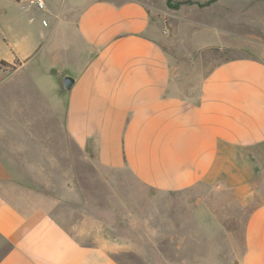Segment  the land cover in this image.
Masks as SVG:
<instances>
[{"label":"crops","instance_id":"crops-1","mask_svg":"<svg viewBox=\"0 0 264 264\" xmlns=\"http://www.w3.org/2000/svg\"><path fill=\"white\" fill-rule=\"evenodd\" d=\"M163 1L166 8L156 0L49 4L44 54L34 18L13 20L0 71L31 65L39 70L31 87L52 83L60 99L45 101L33 117L4 114L11 126L0 128V264H122L109 245L82 241L63 222L64 201L82 200L70 179L74 152L112 184L116 171H128L162 193L203 184L219 190L234 178L263 193L264 47L198 64L212 49L226 52L227 39L248 38L238 24L264 18V0H190L178 8ZM195 6L208 12L203 20L189 16ZM200 34L213 39L187 43ZM66 76L74 79L70 89ZM194 216L191 232H244L240 255L224 264H264V202L239 223L210 206Z\"/></svg>","mask_w":264,"mask_h":264},{"label":"rangeland","instance_id":"rangeland-1","mask_svg":"<svg viewBox=\"0 0 264 264\" xmlns=\"http://www.w3.org/2000/svg\"><path fill=\"white\" fill-rule=\"evenodd\" d=\"M74 1L82 0H63L64 10ZM61 2L62 0H51L50 4L46 0L47 7L50 4L58 8ZM156 2L157 6L166 8L163 0ZM173 2L176 3L177 0ZM21 6L18 0H0V53L7 52L12 47L13 39L8 32L13 26V20L18 15H25L26 18H34L33 25L39 35L38 45H42L39 53L44 54L45 36L49 30L46 24L49 23L50 16L47 11L37 7L28 8L25 12ZM195 7L189 16L203 20L208 12ZM229 10L231 19L236 20L239 9L235 2ZM259 18L257 17L256 24H238L237 31L248 38L227 39L226 52L222 50L215 56L216 50L212 49V55L199 57L198 65H207L210 60L214 64L216 59L255 55V48L264 47V18ZM229 26L234 27L233 24ZM207 37L208 35L201 34L190 35L186 41L195 44L213 39L210 36L206 39ZM204 58L206 62L203 63ZM37 71L39 72L31 65L7 76L0 71V128L11 126L4 116L6 112H18L29 118L41 111L39 106L42 107L45 101H54L56 97L60 99L58 89L52 83L40 91L31 87L29 80L37 76ZM43 71L42 76L46 74ZM52 74L53 77L56 76V73ZM61 98L63 99V94ZM71 161L70 179H74L82 200L73 195V199L64 201L63 222L73 230L78 239L110 246L109 251L122 264L229 263L235 254L239 256L243 250L244 232L207 235L191 232L189 226L194 223L196 209L210 206L228 224L236 221L239 223L245 219L247 212L264 202L263 184L260 186L263 193H259L254 186L240 185L236 178L232 185L219 190L212 185L203 184L180 192L162 193L139 184L128 171H116L113 174L116 177L115 184L109 183L108 174L95 170L90 159L82 158L79 152L73 153ZM242 178L240 176L239 179ZM110 243L116 246L112 248Z\"/></svg>","mask_w":264,"mask_h":264},{"label":"built area","instance_id":"built-area-1","mask_svg":"<svg viewBox=\"0 0 264 264\" xmlns=\"http://www.w3.org/2000/svg\"><path fill=\"white\" fill-rule=\"evenodd\" d=\"M18 1L25 8L37 7L42 10H46L47 8L46 0H18ZM44 23L46 24V20H44Z\"/></svg>","mask_w":264,"mask_h":264},{"label":"trees","instance_id":"trees-1","mask_svg":"<svg viewBox=\"0 0 264 264\" xmlns=\"http://www.w3.org/2000/svg\"><path fill=\"white\" fill-rule=\"evenodd\" d=\"M214 1H216V0H209L206 3L200 4V6L208 5ZM182 3H193V2L190 0H183V1H177L176 3H174L173 0H167V4L170 8H178L180 6V4H182ZM0 64L7 65V62L0 61ZM13 67L16 68V65H14Z\"/></svg>","mask_w":264,"mask_h":264},{"label":"water","instance_id":"water-1","mask_svg":"<svg viewBox=\"0 0 264 264\" xmlns=\"http://www.w3.org/2000/svg\"><path fill=\"white\" fill-rule=\"evenodd\" d=\"M74 83V79L71 76H66L64 79V85L66 88L70 89Z\"/></svg>","mask_w":264,"mask_h":264}]
</instances>
